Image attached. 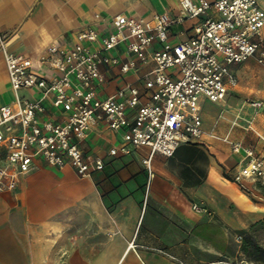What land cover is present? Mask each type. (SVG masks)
Listing matches in <instances>:
<instances>
[{"label":"crops","instance_id":"0c3cea01","mask_svg":"<svg viewBox=\"0 0 264 264\" xmlns=\"http://www.w3.org/2000/svg\"><path fill=\"white\" fill-rule=\"evenodd\" d=\"M261 4L264 9V0ZM180 10L179 0H0V32L8 36L9 52L25 56L34 70L54 77L57 72L40 61L50 46L70 48L88 29L108 35L117 14L151 20L164 13L176 17ZM194 24L187 20L174 25L171 42L189 39ZM160 48L155 42L151 51ZM123 51L121 46L114 54L125 59ZM256 65L264 68L256 58L232 66L238 84L227 98L216 102L212 113L204 111L209 100L200 102L203 139L183 144L172 158L154 156L152 174L144 164L150 149L111 156L112 149L124 144V131L100 122L92 126L81 149L90 163L101 158L104 170L81 178L71 166L58 170L39 162L33 172L19 176L14 190L0 194V263L127 264L131 257L129 264H187L189 228H197L205 218L192 206L203 202L205 190L245 203L228 180L246 164L245 154L234 152L223 139L252 147L264 157V89L241 81ZM153 68V63L139 64L136 72L121 74L116 67H104L106 82L98 87L99 97L108 98L127 85L143 88L142 78ZM21 96L35 101L39 92L22 90ZM13 102L0 51V108ZM47 117L64 120L53 109ZM5 150L0 147L2 166L7 163ZM212 200L207 204L218 215L219 203ZM131 242L136 249L128 252Z\"/></svg>","mask_w":264,"mask_h":264},{"label":"built area","instance_id":"2783aa9c","mask_svg":"<svg viewBox=\"0 0 264 264\" xmlns=\"http://www.w3.org/2000/svg\"><path fill=\"white\" fill-rule=\"evenodd\" d=\"M179 4L176 17L164 13L148 20L117 14L108 35L88 29L70 48L50 46L40 61L57 72L54 77L34 70L25 56L9 52L8 36L0 32V51L14 93L13 104L0 108V147L6 149L7 162L0 164V194L14 190L17 178L33 172L39 162L58 170L71 166L81 178L104 170L101 158L90 163L81 149L92 126L100 122L115 132L124 131V144L112 149L111 156L150 149L144 160L150 174L154 156L172 158L183 144L203 139L201 100L216 103L227 98L238 84L232 66L251 58L264 66V9L261 0ZM187 20L195 21L191 37L172 43L171 28ZM155 42L161 48L151 51ZM121 46L125 59L114 54ZM149 63L154 68L143 76V88L127 85L108 98L99 97L98 87L106 82L104 67L129 74ZM22 90H37L39 97L24 99ZM50 109L64 120L48 118ZM223 141L245 154L246 164L233 181L243 190L250 181L264 185V157L229 137ZM192 207L209 214L203 205Z\"/></svg>","mask_w":264,"mask_h":264},{"label":"rangeland","instance_id":"374dc122","mask_svg":"<svg viewBox=\"0 0 264 264\" xmlns=\"http://www.w3.org/2000/svg\"><path fill=\"white\" fill-rule=\"evenodd\" d=\"M251 73L242 77V84L252 89H264V68L253 66ZM232 97V100L241 99ZM215 108V103L211 101L204 104L206 112L212 113ZM228 180L245 203L239 198L225 199L222 194L218 198L211 190H205L200 196L203 202H196L208 208L209 214L197 228H189L187 251L184 252L187 264H262L244 252V242L251 237L264 248V185L250 181L248 189L243 190L235 185L233 179ZM212 199L219 203L218 215L207 204V200ZM131 261L130 257L127 264Z\"/></svg>","mask_w":264,"mask_h":264},{"label":"trees","instance_id":"16d2710c","mask_svg":"<svg viewBox=\"0 0 264 264\" xmlns=\"http://www.w3.org/2000/svg\"><path fill=\"white\" fill-rule=\"evenodd\" d=\"M244 252L254 261L264 264V248L256 244L251 237L245 239Z\"/></svg>","mask_w":264,"mask_h":264},{"label":"bare ground","instance_id":"6f19581e","mask_svg":"<svg viewBox=\"0 0 264 264\" xmlns=\"http://www.w3.org/2000/svg\"><path fill=\"white\" fill-rule=\"evenodd\" d=\"M136 249V244L134 242H131L129 244V249L128 252H130L131 250H135ZM218 262H214L213 264H217Z\"/></svg>","mask_w":264,"mask_h":264}]
</instances>
